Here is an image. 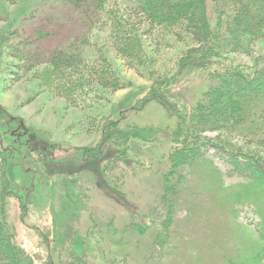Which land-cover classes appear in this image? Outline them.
I'll return each instance as SVG.
<instances>
[{
	"label": "trees",
	"instance_id": "obj_1",
	"mask_svg": "<svg viewBox=\"0 0 264 264\" xmlns=\"http://www.w3.org/2000/svg\"><path fill=\"white\" fill-rule=\"evenodd\" d=\"M65 5L72 11L73 33L60 45L41 44L50 34L43 26L45 18L51 16L48 21L58 24V13ZM29 19L30 16L9 27L10 31L0 32V39L8 38L4 52L19 61L9 64L7 79L18 82L27 72L37 69L42 73V85L80 109L97 106L104 98V89L114 91L130 85L119 74L109 54L111 50L126 66L139 70L146 61L143 38L154 37L158 28H169L178 41L184 40L183 33L191 42L166 71L154 72L150 87L139 103L126 109L130 110L128 114L119 110L115 118L109 111L98 118L96 114L90 121L99 136L92 145L82 148V158L96 163L86 164L91 177L102 174V185L94 179L90 189L105 192L108 199L119 202L127 212V221L119 227L113 216H99L94 201H87V225L85 215L77 217L60 244L43 233L45 252L39 259L45 264H90L88 250L98 245L97 239L127 246L131 240L120 242L124 233L135 237L134 246H140L139 253L148 259V264L156 256L161 260L197 243L190 229L178 231L176 217L181 211L188 214L196 202L198 192L192 177L198 175L196 171L215 179L221 173L207 154L208 149H213L245 178L220 200L231 205L233 219L239 214L238 207L246 204H251L259 217L258 240L251 246L248 260L228 258L225 263L264 261V58L251 66L228 58L231 54L249 56L255 44L264 40V0H40L33 7L30 22ZM78 45L92 49L84 51ZM193 72L204 79V86L193 101H187L176 88L190 82ZM151 102L158 104L170 123L173 121L172 128L169 123L160 129L138 125L130 119L129 114ZM209 132L215 136H207ZM158 138L169 144L164 160L159 161L160 156L153 153L147 157L146 147H135L139 151L124 164L135 140ZM234 139L255 144L258 151L242 150L233 143ZM11 155L10 147L0 149V264H34V256L18 243L10 223L11 198H18L22 212L27 206L23 189L12 185L7 174ZM118 164L130 168L131 174L141 170L156 177L157 183L150 191L153 203L141 208L131 203L122 185L113 183L116 177L112 172ZM113 190L118 197L115 200L110 198ZM79 224L85 227L80 229ZM201 260L198 258L195 264H203Z\"/></svg>",
	"mask_w": 264,
	"mask_h": 264
},
{
	"label": "rangeland",
	"instance_id": "obj_2",
	"mask_svg": "<svg viewBox=\"0 0 264 264\" xmlns=\"http://www.w3.org/2000/svg\"><path fill=\"white\" fill-rule=\"evenodd\" d=\"M37 3L40 0H0V32L22 23L28 16L30 22L31 12ZM58 14L61 17L58 24L53 25L48 21L52 20L51 16L45 18L43 26L50 34L41 44L50 47L60 45L64 38L73 33L74 26L70 21L72 11L65 5ZM63 18L65 19L62 21ZM181 35L184 40L178 41L169 28L161 27L155 31L154 37L144 36L146 61L143 66H139V70L126 66L111 50L109 54L115 60L119 74L130 85L114 91L102 90L104 98L97 106L89 109L87 106L80 109L69 105L65 98L49 91L42 85V73L37 69L27 72L22 80L11 83L7 79L10 74L8 66L11 62L19 61L11 59L4 52L8 38L0 39V149H12L7 162V174L12 185L23 189L27 198L24 212L18 198H11L10 223L15 227L18 243L34 256V264H45L39 259L45 252L42 234H47L52 242L54 240L60 244L69 234L75 219L85 215L87 201H94L92 204L97 206L95 209L99 216H113L117 226L120 227L127 221V212L119 202L108 199L105 192L90 189L89 185L94 179L102 185V174L91 177V171L85 170L86 164L94 162L84 161L82 148L92 145L99 136L97 129L92 130V117L98 114V118L100 114L113 111L116 118L119 110H126L139 103L151 85L154 72L166 71L180 51L191 46L185 34ZM101 43L102 41L99 45ZM78 49L87 51L92 48L89 45H78ZM228 58L251 66L256 60L264 58V40L255 44L249 56L231 54ZM190 77V82L176 88V92L187 101H193L204 86V79L198 73L193 72ZM129 112L130 110L126 113ZM129 117L138 125L149 124L160 129L168 123L170 127L173 126V121L170 123L155 102L129 114ZM207 136H215V133L209 132ZM135 141L136 145L129 153L130 158L124 160V164L134 158L132 156L139 151L136 148L143 150L145 147L147 157L153 153L160 156L159 161L164 160L169 145L165 140L158 138L154 141ZM232 141L242 150L258 151L255 144L244 143L241 139ZM207 154L221 173L215 179L206 173L208 177L205 178L204 172L196 171L198 175L192 176L195 179L194 190L196 187L198 192L196 202L188 214L181 211L176 217L178 231L180 228L187 231L190 229L191 238L198 239V242L184 246L161 260L156 256L149 264H195L198 258L202 259L203 264H226L225 260L228 258L248 260L251 246L258 240L256 229L259 217L251 204H246L238 207L239 214L233 219L231 205L220 200L222 197L225 199L226 193L230 194L231 187L244 183L245 178L232 169L225 156L213 149H208ZM124 164H118L113 169L112 176L116 177L113 183L122 185L121 189L126 192L131 203L136 202L139 207L145 208L147 204L154 202L150 191L153 189L151 186L154 187L157 183L156 177L141 170L135 175L131 174L130 168L124 167ZM109 193L112 195L111 199L118 198L114 190ZM87 216L88 213L84 216L85 223L88 221ZM82 226L85 227L83 224ZM82 226L79 224L80 229H83ZM98 235L101 238L102 233ZM123 236L122 241H118L124 243L126 239L131 240L127 246L97 239L98 245L88 250L87 259L90 264H148V259L139 253L140 246H134L135 237L128 234L126 237L125 233ZM260 264H264V261Z\"/></svg>",
	"mask_w": 264,
	"mask_h": 264
}]
</instances>
